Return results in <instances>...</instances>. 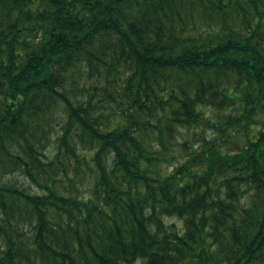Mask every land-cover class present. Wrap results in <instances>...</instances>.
Returning a JSON list of instances; mask_svg holds the SVG:
<instances>
[{"label": "trees", "instance_id": "16d2710c", "mask_svg": "<svg viewBox=\"0 0 264 264\" xmlns=\"http://www.w3.org/2000/svg\"><path fill=\"white\" fill-rule=\"evenodd\" d=\"M136 263L264 264V0H0V264Z\"/></svg>", "mask_w": 264, "mask_h": 264}, {"label": "rangeland", "instance_id": "374dc122", "mask_svg": "<svg viewBox=\"0 0 264 264\" xmlns=\"http://www.w3.org/2000/svg\"><path fill=\"white\" fill-rule=\"evenodd\" d=\"M59 119H62L61 114H59L58 122H59ZM58 129H59V125L56 126V130H58ZM54 136H55V134H53L52 139L54 138ZM49 149L53 151V143H50V145H49ZM16 179H17V181H19V182H22V181H23L21 177H16ZM165 220H166L167 222H169V219H168V218L165 219ZM173 220L176 222V224H177L178 226H180V222H179L178 220L172 219L171 221H173ZM136 264H141V263H136Z\"/></svg>", "mask_w": 264, "mask_h": 264}]
</instances>
